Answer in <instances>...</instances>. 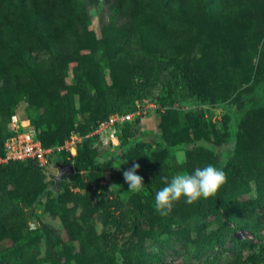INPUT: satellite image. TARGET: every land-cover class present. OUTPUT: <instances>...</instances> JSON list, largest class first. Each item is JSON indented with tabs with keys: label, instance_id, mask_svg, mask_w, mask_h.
Returning a JSON list of instances; mask_svg holds the SVG:
<instances>
[{
	"label": "rangeland",
	"instance_id": "374dc122",
	"mask_svg": "<svg viewBox=\"0 0 264 264\" xmlns=\"http://www.w3.org/2000/svg\"><path fill=\"white\" fill-rule=\"evenodd\" d=\"M116 4L118 0H99L95 5L86 0L74 1V12L80 17L69 33L81 34L91 48L68 59L63 84L54 87L51 106L45 112L50 111L52 118L57 119L55 128L65 136L72 130H81L89 116L87 96L77 93L79 81L84 83L88 95L94 93L95 82L99 84L104 80L112 87H126L127 93L140 94L138 89L146 86L143 99L134 101V105L145 101L147 109L139 118L136 138L141 134L159 138L164 127L169 133L168 129L175 123L184 132L188 131V138L194 141L195 147L190 153L185 149L167 152L152 143L150 150H143L138 157L128 155L126 159H119L114 155L111 144L103 136H97L89 143L91 155L104 163L112 156L109 168L99 180L102 183L93 180L86 184L85 179L69 183L70 179L65 175L67 180L58 190L54 186L53 177L57 171L53 166L45 173L43 184L38 185V173L33 172L34 180H29L23 172L26 165H20L19 173L10 178L8 185V191L14 197L13 203L20 206L25 201L31 203L35 187H44L45 195L33 210L29 205L22 207L23 213H30L33 218L27 219L20 232L16 230L13 236L0 241V259L5 264H30V261L31 264H251L250 258L257 256L255 264H264V253L260 250L264 246V203L252 205L250 201L256 197L253 192L234 197V167L230 161L223 167L227 179L219 190L227 189L234 197L229 209L207 213L193 221L172 215L178 202L168 217H161L155 211V193L164 187L161 180L155 183L153 190L145 187L142 193L134 194L129 192L123 177L127 168L139 163L138 171L146 180L153 177L152 165H157L161 175L170 179L176 173L189 172L184 167L188 162L205 163V150L215 154V144L223 147L217 153L220 167L232 154L237 161L264 148V103L258 109L241 113L244 97L251 94L258 79L264 78V0H172V9L153 6L144 10L134 23L120 26L119 35L111 37L108 50L104 52L101 41L107 37L105 33L111 27ZM118 13L114 24L122 19ZM24 32L25 29L4 31L0 38L6 42L9 36L16 38ZM128 37L140 47V55L153 58L152 65L146 67L139 82L129 74L130 62L127 48L123 46ZM29 38L32 41L33 37ZM72 38L68 37L69 40ZM58 45L41 49L30 44L26 49L30 62H25L22 69L33 71L35 75L42 73V67L52 60L56 52L66 54L67 48L61 43ZM0 50L2 65L14 71L11 75H0L1 88L14 79L18 70L15 69L17 60L13 54L4 47ZM176 61L207 70L208 80L200 86L206 104L196 99L189 103H169L167 83L174 74ZM115 63L120 75L126 72L129 79L124 80L114 74L112 64ZM64 93L70 102L68 118L63 117L59 101V96ZM151 103L157 109L149 108ZM5 111L14 112L20 118L35 114L28 97H23L13 107L0 100V123L3 127L7 120ZM168 112L177 115L174 121L171 122L172 119L166 115ZM198 112H202L203 128L191 131L193 121L189 116ZM132 122L118 127L120 137H124L128 128H133ZM33 127L39 131L36 124ZM147 158L149 160L145 163ZM113 185L118 186L112 188ZM113 198L121 202L117 211L109 204ZM213 198L201 201L208 206ZM132 206L135 212L146 207V215L134 217ZM110 211L116 219L121 217L118 224L113 223L112 215L108 216ZM232 214H236L239 222L252 227L237 231L229 229L223 234L221 227H234ZM133 221L137 224L135 228ZM104 222H111V226L105 227ZM101 232L108 235L107 239H96ZM3 233L8 234V229ZM213 234L222 236L214 238L215 242L204 237ZM202 235L210 243L202 248L192 245V241L204 240ZM93 244L94 252H90L89 247ZM111 249L115 253L109 259L106 254ZM23 254L27 256L24 261L21 259Z\"/></svg>",
	"mask_w": 264,
	"mask_h": 264
},
{
	"label": "trees",
	"instance_id": "16d2710c",
	"mask_svg": "<svg viewBox=\"0 0 264 264\" xmlns=\"http://www.w3.org/2000/svg\"><path fill=\"white\" fill-rule=\"evenodd\" d=\"M74 1L0 0V35H2L4 31L14 32L25 29L24 34L16 38L9 36L8 41L6 40V42H2L0 38V47H4V49L13 54V57L17 60L15 69L18 70V72L15 71L16 75H18H15L14 79L10 83L5 84L0 88V100L5 102L6 106L13 107L20 102L23 97L29 98L30 102H32L34 106L35 114L21 119H28L33 129V124H36L39 131L35 132L44 147L62 144L70 134L69 132L63 136L59 133L55 128V122L57 119L52 118L50 111L48 113L45 111L48 106H51L54 87H58L63 84L64 70L67 68L68 59L74 58V55L82 50L91 48L90 43L86 41L81 34L78 32L69 33V30H72V25H74L75 21L80 17L79 14H75L74 12ZM86 1L95 5L99 0ZM171 3L172 0H118L116 10L113 9L112 11V20L110 23L111 27L105 33L107 37L101 41L103 51L106 52V50H108V42L111 37L119 35L120 26H125L128 22L134 23L137 19H139L144 10L150 9L153 6L161 5V7L172 9L173 6ZM117 13L119 14V17H122V19L118 24H114L116 22L115 16ZM30 36L33 37L32 41L31 38H29ZM68 37L73 38L69 40ZM60 43L64 48H67L66 54L61 51L56 52L53 55L52 60L42 67V73L35 75L33 71L27 72L25 69H22L25 62H30L28 59L29 53L26 52V49L30 46V44L43 49L58 47V44ZM123 46L127 48L126 55L130 62L129 74H131L132 78L134 77L136 81L139 82V79L145 75L146 67L152 65L153 58L150 56L140 55V47L135 44L130 37L123 42ZM0 63L1 76L11 75L14 72L12 69L2 65L1 50ZM116 65V63L112 64L114 74L124 80H126V78L129 79L130 76H126V72H123L124 75H120ZM173 73L172 78L167 83V87L169 89V103L171 105L182 102L189 103L195 99L201 104L207 103L203 97L202 91L200 90V86L203 81L208 80V74L205 68L199 70L194 68V66L188 62L176 61ZM77 87L78 94L87 96L86 106L88 108L89 116L82 124L81 130L72 131L79 132L82 135L90 132L99 121L106 119L110 114H125L134 111V101L143 99L144 91L146 90V86H144L143 88L140 87L138 89L140 94H135L133 92L127 93L126 87L121 88L118 86H109L106 80L100 82L99 84L95 82L94 93L89 95L87 94L82 81L77 83ZM251 90V94L244 97L241 108L242 115L246 111L258 109L263 105L264 78L258 79L252 86ZM59 101L63 117H70V102L68 101V95L66 93L62 94L59 96ZM4 114L7 116V120L4 127L0 123V157L4 156L3 144L5 139L10 135V132L7 129L8 122L12 115H16L14 112L8 113L7 111H5ZM166 115L172 119L171 122L177 117V115L173 112H168ZM189 117L190 120L192 119L193 121L192 127H190L191 131H197L203 128L202 112L191 114ZM132 123L133 128H128L125 131L124 137H120L118 135L120 141L119 146L117 147L118 150L116 156L119 159H126L128 155L138 157L143 150H150L152 143L160 145L162 148L167 150V152H173L176 149H185L186 153H190V150L195 147L194 141L188 138V131L184 132L181 128H179V126H175V123L173 124V127L168 129L169 133L165 132L164 127L159 138L151 137V135L149 136L148 134H141L140 137L136 138L138 133L136 127L139 125V118H136ZM93 139L94 138H89L80 144L77 149V155L72 162L65 161V155L61 158L53 157L51 159L52 163L59 161L64 165H71L73 167V171L67 174L70 179L69 183L70 181H76V179L80 181L85 179L86 184L93 180H96L97 182L103 178L105 171L109 168V162L112 157H110V159L108 158V162L99 164L91 155L92 151L89 149V143L92 142ZM221 147L222 146L220 144H215L213 146L216 150L215 154H212L211 150H205L207 153V160L205 163L198 164L196 162H188L187 164H184V167L187 171H189V173L197 167H204L208 164L220 167L217 153L218 149ZM234 157V154H232L228 157L229 159L225 158L222 164L223 168L224 165L230 161L234 167V197L241 193L253 192L256 197L253 198L250 203L254 206L264 203V148L259 150V152L255 155L244 156V159H237L236 161ZM148 160L149 159L147 158L144 162L147 163ZM20 165H26L23 172L25 177L29 180H34L32 175L33 172L38 173V185L43 184L42 179L45 177V173L48 170L40 169L31 162H9L7 164L0 165V241L8 238L10 235L13 236V233L16 230L20 232L21 228H23V226L27 223V219L33 218L30 213L24 214L22 207L29 205V208L33 210L37 202H42L45 195L44 187H35L32 190L31 203H26L25 201L22 203V206H20V204L13 203L14 197L9 193L8 185L10 183V178L19 173L18 167ZM52 165L55 167L54 164ZM151 173L153 177L150 181H148L144 178L142 173L139 171L137 172L138 175L143 177L145 187L153 190L155 183L161 180V169L157 165H152ZM66 178V176H63L60 184L58 185L59 189H62V182L66 181ZM251 183H253L252 186L250 185ZM101 187L102 186H100V188ZM233 198L227 189H223L217 193V196L213 198V201L208 206H205L202 201H199L194 205H188L184 201L178 202L177 209L172 212V215L182 220L193 221L200 218L204 214L219 213L221 210L229 209V203ZM109 204L111 207L113 206V209L116 211L119 209V206H121V202L114 198L109 201ZM111 207H109V209ZM106 208L108 209V207ZM132 210L135 215L133 216L136 218L139 216L144 217L146 215V207H140L136 209L135 212V207L132 206ZM111 215L110 211L108 216L111 217ZM231 216L234 227H221L223 234L229 229L237 231L240 229H247V227H252V225L239 222L236 214H232ZM116 218L117 217H113L112 215L113 223L118 224L120 222L118 219L121 217L118 219ZM110 223L111 222H104L103 225L107 227ZM160 224L163 225V221H161ZM136 225V222L133 221V228L137 227ZM5 229H8V234L3 233V230ZM101 233L102 234L96 236V239L100 240V237H106L107 239L108 235L105 232ZM221 236L222 235L213 234L204 237H207L206 239L210 240V242H215L216 238H221ZM206 239L204 238V240L198 242L192 241L191 243L197 248H202L210 243L209 241H205ZM94 246L95 244L89 247L90 252H94ZM132 246L133 245H131V247ZM260 250L264 253V246H261ZM114 253L115 250L111 249L106 255L109 259H112L114 257ZM25 257H27L25 254L21 255V259L23 261ZM250 259L253 261L251 264H255L258 257L253 256V258ZM3 261L4 260L0 259V264H5Z\"/></svg>",
	"mask_w": 264,
	"mask_h": 264
},
{
	"label": "built area",
	"instance_id": "2783aa9c",
	"mask_svg": "<svg viewBox=\"0 0 264 264\" xmlns=\"http://www.w3.org/2000/svg\"><path fill=\"white\" fill-rule=\"evenodd\" d=\"M144 103L146 102L136 104L135 110L129 113L110 114L106 119L99 121L87 134L82 135L79 132L72 131L62 144L51 147L42 145L28 119H21L17 115H12L7 126L10 135L4 141V156L0 157V165L9 162H31L40 169H49L53 166L52 164L60 163L59 161L52 163L51 159L53 157L61 158L65 155V161L72 162L77 155L80 144L89 138L103 136L112 145L119 140L118 127L145 114L147 109ZM149 108L157 109V106L151 103ZM60 164L68 166L62 162Z\"/></svg>",
	"mask_w": 264,
	"mask_h": 264
},
{
	"label": "clouds",
	"instance_id": "9594fccd",
	"mask_svg": "<svg viewBox=\"0 0 264 264\" xmlns=\"http://www.w3.org/2000/svg\"><path fill=\"white\" fill-rule=\"evenodd\" d=\"M97 162L104 163L100 158H97ZM139 169L140 164L134 163L123 172L129 192L134 194L142 193L145 188L143 177L137 174ZM160 179L164 187L155 193L154 209L161 217H168L174 205L181 200L188 205H194L202 199L216 197L226 182L227 173L222 167L208 164L195 168L191 173H176L170 179L168 176L161 175ZM115 186L118 185H113L112 188Z\"/></svg>",
	"mask_w": 264,
	"mask_h": 264
},
{
	"label": "water",
	"instance_id": "95a60500",
	"mask_svg": "<svg viewBox=\"0 0 264 264\" xmlns=\"http://www.w3.org/2000/svg\"><path fill=\"white\" fill-rule=\"evenodd\" d=\"M56 168H57V173L56 175L53 177V180H54V186L55 188L58 190V182L60 180H62V177L66 174H68L69 172H72L73 171V167L71 165H68V166H63L61 165L60 163H57L56 164ZM32 227H36L35 224H31Z\"/></svg>",
	"mask_w": 264,
	"mask_h": 264
},
{
	"label": "crops",
	"instance_id": "0c3cea01",
	"mask_svg": "<svg viewBox=\"0 0 264 264\" xmlns=\"http://www.w3.org/2000/svg\"><path fill=\"white\" fill-rule=\"evenodd\" d=\"M104 139H106V142H107V138L106 137H104ZM108 143V142H107ZM119 146V140H118V142H115L114 144H112L111 145V147H112V150L114 151V155L116 156V154H117V147ZM110 157H112V156H110ZM57 164V163H56ZM56 164L54 165L55 167H56ZM54 167V168H55ZM56 169V171H57V168H55ZM100 183H102V181H100Z\"/></svg>",
	"mask_w": 264,
	"mask_h": 264
}]
</instances>
